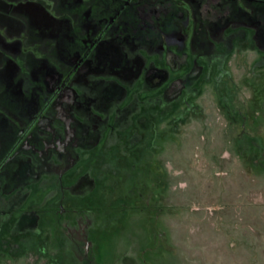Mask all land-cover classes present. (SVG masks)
Masks as SVG:
<instances>
[{
    "label": "rangeland",
    "instance_id": "obj_1",
    "mask_svg": "<svg viewBox=\"0 0 264 264\" xmlns=\"http://www.w3.org/2000/svg\"><path fill=\"white\" fill-rule=\"evenodd\" d=\"M243 28L199 84L122 105L63 180L0 189V264H264V31Z\"/></svg>",
    "mask_w": 264,
    "mask_h": 264
},
{
    "label": "flooded vegetation",
    "instance_id": "obj_2",
    "mask_svg": "<svg viewBox=\"0 0 264 264\" xmlns=\"http://www.w3.org/2000/svg\"><path fill=\"white\" fill-rule=\"evenodd\" d=\"M250 21L264 0H0V189L63 180L122 105L199 84Z\"/></svg>",
    "mask_w": 264,
    "mask_h": 264
},
{
    "label": "trees",
    "instance_id": "obj_3",
    "mask_svg": "<svg viewBox=\"0 0 264 264\" xmlns=\"http://www.w3.org/2000/svg\"><path fill=\"white\" fill-rule=\"evenodd\" d=\"M251 145L256 151L262 152V154H264V147L258 142L257 139L251 138Z\"/></svg>",
    "mask_w": 264,
    "mask_h": 264
}]
</instances>
